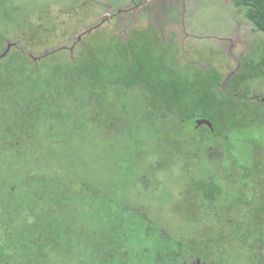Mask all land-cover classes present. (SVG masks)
Here are the masks:
<instances>
[{"label":"rangeland","instance_id":"1","mask_svg":"<svg viewBox=\"0 0 264 264\" xmlns=\"http://www.w3.org/2000/svg\"><path fill=\"white\" fill-rule=\"evenodd\" d=\"M18 3L21 11L0 15V133L9 146L84 102L96 127L72 144H82L94 177L120 155L99 131L140 116L144 93L146 124L162 133L184 125L182 140L159 150L175 155L163 174L179 189L173 212L200 227L188 253L264 264V33L240 0ZM29 187L0 188V264H47L41 244L6 214L7 196ZM77 251L56 264H112Z\"/></svg>","mask_w":264,"mask_h":264},{"label":"trees","instance_id":"2","mask_svg":"<svg viewBox=\"0 0 264 264\" xmlns=\"http://www.w3.org/2000/svg\"><path fill=\"white\" fill-rule=\"evenodd\" d=\"M15 1L16 5L14 0H0V15L21 11L22 4ZM240 3L246 17L264 33V0ZM142 101L140 116L131 117L130 123H126L130 117L120 116L110 134L99 131L101 139L119 146L120 155L110 153V164L94 177L88 175L93 163L82 144H72L84 141L83 134L91 132L88 125L96 127L89 123L84 102L32 135H20L17 149L0 133V188L30 186L18 196L14 189L15 198L7 196L6 214L22 223V234L31 232L33 242L41 244L44 263L56 264L58 254L68 256L78 249L95 263L102 258L112 264H168L171 259L165 256L189 252L185 242L200 227L185 225L173 212L179 189L166 175L174 167L175 155L168 148L159 150L168 138L181 141L184 125L180 121L178 131L159 132L142 120L147 110ZM12 151L16 152L10 155ZM152 154L158 156L156 162Z\"/></svg>","mask_w":264,"mask_h":264},{"label":"flooded vegetation","instance_id":"3","mask_svg":"<svg viewBox=\"0 0 264 264\" xmlns=\"http://www.w3.org/2000/svg\"><path fill=\"white\" fill-rule=\"evenodd\" d=\"M138 5L140 6L141 4H139V2L134 4V6H138ZM137 92H138L137 94L141 98H144L145 96L147 97L146 94L140 93L139 91H137ZM198 121H203V120L194 119L192 126L196 127V124H198ZM184 224L188 225L187 223H184ZM191 240H192V238L186 240L185 243L191 242ZM218 256L212 255L211 258H206V257H203V256H198L195 253L194 254L193 253L192 254L191 253H183V254L168 255V256H165V258H170L171 259L170 260L171 262H169L168 264H222L221 263V259H220V255H218Z\"/></svg>","mask_w":264,"mask_h":264},{"label":"water","instance_id":"4","mask_svg":"<svg viewBox=\"0 0 264 264\" xmlns=\"http://www.w3.org/2000/svg\"><path fill=\"white\" fill-rule=\"evenodd\" d=\"M198 124L199 125L205 124V125H208L209 126V123L206 120L198 121Z\"/></svg>","mask_w":264,"mask_h":264}]
</instances>
